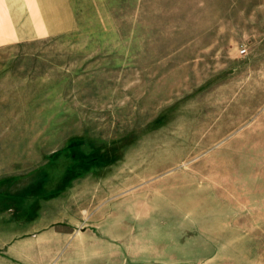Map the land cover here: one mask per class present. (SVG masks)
<instances>
[{
    "label": "rangeland",
    "instance_id": "obj_1",
    "mask_svg": "<svg viewBox=\"0 0 264 264\" xmlns=\"http://www.w3.org/2000/svg\"><path fill=\"white\" fill-rule=\"evenodd\" d=\"M102 149L170 248L48 257L264 264V0H0V189Z\"/></svg>",
    "mask_w": 264,
    "mask_h": 264
},
{
    "label": "crops",
    "instance_id": "obj_2",
    "mask_svg": "<svg viewBox=\"0 0 264 264\" xmlns=\"http://www.w3.org/2000/svg\"><path fill=\"white\" fill-rule=\"evenodd\" d=\"M91 156L98 159L85 163L65 152L62 157L69 158V163L54 170L47 167L0 189V264H78L70 254L57 263L56 251L48 257L47 248H87L97 259L109 262L114 258L120 262L121 253L124 262L153 261L140 249L170 248L167 236L158 231L128 229L131 224L122 207L126 205V166L121 160L112 163L105 149ZM132 248L137 253L128 257ZM202 248H216L200 260L204 264H228L214 256L223 248L222 242Z\"/></svg>",
    "mask_w": 264,
    "mask_h": 264
}]
</instances>
